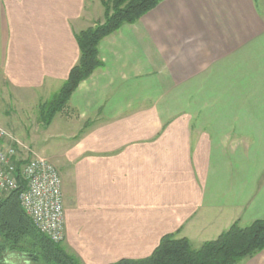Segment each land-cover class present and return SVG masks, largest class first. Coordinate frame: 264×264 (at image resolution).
<instances>
[{
	"label": "crops",
	"instance_id": "obj_1",
	"mask_svg": "<svg viewBox=\"0 0 264 264\" xmlns=\"http://www.w3.org/2000/svg\"><path fill=\"white\" fill-rule=\"evenodd\" d=\"M94 4L0 0L1 89L58 91L80 56L76 32L102 20ZM99 52L48 126L69 139L63 244L82 264L264 218V0H162ZM239 264H264V249Z\"/></svg>",
	"mask_w": 264,
	"mask_h": 264
},
{
	"label": "trees",
	"instance_id": "obj_2",
	"mask_svg": "<svg viewBox=\"0 0 264 264\" xmlns=\"http://www.w3.org/2000/svg\"><path fill=\"white\" fill-rule=\"evenodd\" d=\"M162 0H101L103 19L76 32L80 49L68 78L51 97L39 104L38 117L48 127L63 111L79 84L103 65L100 42L124 24L137 22ZM23 160L17 163L19 188L0 193V264H13L10 257L30 264H82L80 257L62 242L42 233L23 208L19 195L27 188L21 175ZM264 249V218L242 226L235 221L217 238L196 247L188 237L164 235L154 251L143 258H123L110 264H239Z\"/></svg>",
	"mask_w": 264,
	"mask_h": 264
},
{
	"label": "built area",
	"instance_id": "obj_3",
	"mask_svg": "<svg viewBox=\"0 0 264 264\" xmlns=\"http://www.w3.org/2000/svg\"><path fill=\"white\" fill-rule=\"evenodd\" d=\"M31 152V153H30ZM27 188L19 198L35 226L55 242L65 238L63 179L57 166L0 124V192L19 188L17 163Z\"/></svg>",
	"mask_w": 264,
	"mask_h": 264
},
{
	"label": "rangeland",
	"instance_id": "obj_4",
	"mask_svg": "<svg viewBox=\"0 0 264 264\" xmlns=\"http://www.w3.org/2000/svg\"><path fill=\"white\" fill-rule=\"evenodd\" d=\"M91 1L95 2L94 5L97 4V0ZM100 7L103 11V19L104 7L103 5ZM99 14V11H96L95 16ZM55 91L41 90L34 95L29 94L25 98H20L14 89L6 92L0 87V124L28 145L33 152L50 158L63 176L61 154L69 144V139L65 137V134L57 132L54 126L55 121L50 127L45 128L38 117L40 102L51 97ZM60 115L59 113L55 120L60 119ZM193 244L196 247L199 245L198 242H193ZM9 261L16 264H27L24 259L17 257H10Z\"/></svg>",
	"mask_w": 264,
	"mask_h": 264
},
{
	"label": "flooded vegetation",
	"instance_id": "obj_5",
	"mask_svg": "<svg viewBox=\"0 0 264 264\" xmlns=\"http://www.w3.org/2000/svg\"><path fill=\"white\" fill-rule=\"evenodd\" d=\"M27 264H30L29 262H26ZM13 264H16V263H13Z\"/></svg>",
	"mask_w": 264,
	"mask_h": 264
}]
</instances>
